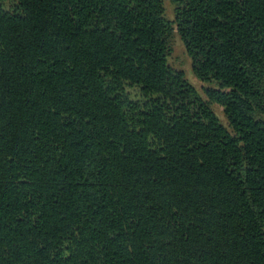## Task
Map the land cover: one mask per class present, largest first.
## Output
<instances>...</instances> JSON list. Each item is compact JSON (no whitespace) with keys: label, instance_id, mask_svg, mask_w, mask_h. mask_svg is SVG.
<instances>
[{"label":"trees","instance_id":"trees-1","mask_svg":"<svg viewBox=\"0 0 264 264\" xmlns=\"http://www.w3.org/2000/svg\"><path fill=\"white\" fill-rule=\"evenodd\" d=\"M171 2L0 0V264H264V0Z\"/></svg>","mask_w":264,"mask_h":264},{"label":"rangeland","instance_id":"rangeland-1","mask_svg":"<svg viewBox=\"0 0 264 264\" xmlns=\"http://www.w3.org/2000/svg\"><path fill=\"white\" fill-rule=\"evenodd\" d=\"M164 3H165L166 14L168 18H172L173 17V4L171 0H164ZM171 44H172V52L170 55V64L173 67L182 70L185 74V77L188 79V81L192 85H194L198 89V91L202 93V88L206 86V84L198 80L196 76L193 74L191 70L190 58L186 54L184 46L177 35H174L172 37ZM215 108H216V112L218 116L220 117V119L223 122H225L221 108L218 106H215Z\"/></svg>","mask_w":264,"mask_h":264}]
</instances>
